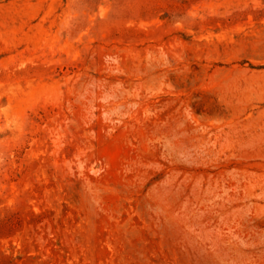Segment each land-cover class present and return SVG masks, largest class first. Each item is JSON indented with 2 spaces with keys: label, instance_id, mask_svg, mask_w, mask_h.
<instances>
[{
  "label": "rangeland",
  "instance_id": "1",
  "mask_svg": "<svg viewBox=\"0 0 264 264\" xmlns=\"http://www.w3.org/2000/svg\"><path fill=\"white\" fill-rule=\"evenodd\" d=\"M0 264H264V0H0Z\"/></svg>",
  "mask_w": 264,
  "mask_h": 264
}]
</instances>
